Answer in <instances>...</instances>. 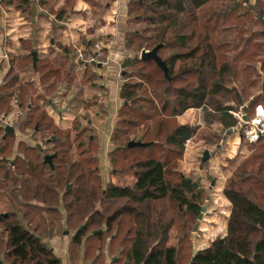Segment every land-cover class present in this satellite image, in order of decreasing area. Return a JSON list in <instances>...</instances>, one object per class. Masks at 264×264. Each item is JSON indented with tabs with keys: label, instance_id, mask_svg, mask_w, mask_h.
I'll return each mask as SVG.
<instances>
[{
	"label": "trees",
	"instance_id": "trees-1",
	"mask_svg": "<svg viewBox=\"0 0 264 264\" xmlns=\"http://www.w3.org/2000/svg\"><path fill=\"white\" fill-rule=\"evenodd\" d=\"M54 1L38 0V5L50 9L62 22L68 14L65 9L55 12L51 8ZM67 1L71 7V0ZM211 2L131 0L129 3V22L142 23L146 28L130 29L126 34L127 50L140 55L161 45L158 55L169 69L167 78L153 60L132 58L122 63L125 82L120 97L125 104L110 139L116 147L110 161L113 175L135 171L136 182L132 186L104 187L98 138L90 113H79L84 105L79 93L70 103L69 109L75 114L70 128H59L47 111L62 86L69 91L70 86L65 83L74 80L69 67L70 58L78 56L77 47L60 45V54L54 59L43 56L36 66L32 53L11 57V68L0 85V114H10L12 102L20 106L25 111L20 130L25 131L34 123L33 135L46 142V149L20 142L17 157L9 160L14 154L15 134L2 131L0 200L7 210L0 212L3 257L0 264H64L46 240L64 234L65 228L75 233L68 264L80 262L84 242L85 261H90L93 250L94 255L97 253L93 264L103 259L105 250L110 258L118 243L123 257L111 264H178L177 249L168 245L176 217L200 215L203 195L176 172L186 141L193 139L201 128L196 124L182 125L178 118L188 110L201 108L208 128L219 124L228 130L239 124L232 115L239 107L235 110L226 106L236 98L230 96L233 89L226 85L236 79L238 59L226 61L225 55L217 51L220 48L211 42L218 25L229 17L231 10L205 12ZM5 3L30 18L31 0H5ZM250 10L254 12L249 14L264 24L263 0H257V6ZM227 30L231 29L224 28L222 32ZM92 45V41L85 43L84 59L88 58ZM94 67L88 65L85 70ZM134 76L140 80L129 81ZM95 78L86 70L82 82L92 83ZM261 100L254 99L247 112L249 118L250 111H255ZM85 106L88 111L89 106ZM96 106L100 109L98 103ZM139 130L137 142L147 146L129 148L131 136ZM208 132L210 136L206 135L204 140L220 137L215 133L219 131ZM48 155H55L52 166L45 163ZM259 159H264V143L252 160L236 170L224 188V195L232 205L227 234L200 251L193 264H264V164L250 170ZM128 161L131 164L127 169L122 168ZM172 174L180 179L173 181ZM68 183L72 184L70 191ZM101 229L102 232L93 235Z\"/></svg>",
	"mask_w": 264,
	"mask_h": 264
},
{
	"label": "rangeland",
	"instance_id": "rangeland-1",
	"mask_svg": "<svg viewBox=\"0 0 264 264\" xmlns=\"http://www.w3.org/2000/svg\"><path fill=\"white\" fill-rule=\"evenodd\" d=\"M244 1L246 0H212L204 11L211 12L215 10V12H218L226 9L229 12L231 10L229 12V17L225 21H221L218 25V31L216 32L215 37H212L211 40L215 47L220 48L217 49V51L220 50V55H225L226 61H231L235 57L238 59L236 65V79H232L233 82L226 85L228 89H233V94L230 96L236 98L234 101L231 100L228 102L226 106L234 107L236 110L237 107H243L253 98L260 97L262 100L260 106L257 105L258 107L255 108V111H253V109L250 111V117H252H248V124L244 125L241 130L228 134L225 141L224 136L226 135L227 130H224L219 124H212L211 127L209 126L208 128L203 120L204 111L201 108H193L186 112L185 115H182L183 117H181V119L185 124H196L200 126L201 130H199L197 135L191 139L189 145L185 144L184 155L178 162L176 172H178L177 174L184 176V178L192 179L193 182L201 185L200 187L209 191L210 199L207 201V196L205 194L202 195L200 205L202 206L207 203V212L199 223V229L197 232H193V229L198 222L199 215L196 217L193 215H187L183 218L176 217V222L168 245L174 246L177 249L178 264L190 263L193 256L194 243L196 244L197 250L200 252L208 248L214 240L219 237H224L227 234L232 205L224 195V188L228 181L233 177L234 173L237 172L236 170L239 167L245 166L248 161L252 160L255 155L259 153L261 145L264 143V134L260 135L257 139V134L260 129H264V24L259 23L253 15L249 14L254 12L250 9L257 6V0H248V2L243 5ZM129 28L142 31L146 26L142 23L139 24L130 21ZM224 28H229L231 30L222 32V29ZM23 49L30 54L31 47L29 44H26ZM242 51L243 54H240ZM78 65L80 66V64H74L73 66L75 67V69H73L76 79L75 82L72 83V81H70V83H65L67 86H71L70 90L66 91L65 86H62L58 93L53 97V102L62 111V114L60 115L61 117H59L51 107L47 108L49 115L55 119L57 126L63 130H66V128L68 129L73 120V116L64 110V108L67 107L66 105L69 100V97H66L65 94L69 93L70 96V93H75L78 90L77 87H79V80L83 76V70L80 69L84 68L81 66L78 67ZM244 67H246V72ZM139 80L140 77L138 76L129 78V81ZM239 95L241 96V102H238ZM257 108L258 114L256 115ZM15 109L17 111V108L14 105L13 111ZM22 113L25 114V111L23 110ZM260 114H262V116ZM232 115L236 117L238 121H241V111L238 109L237 111H232ZM253 123L255 125H253ZM28 127L29 128L25 131L22 129L16 132L14 138V154L8 157L10 158L9 160H15L17 157L19 151L18 144L20 142H24L27 145L42 146V150L46 149V142L41 141V138L39 140L38 137L33 135L34 123ZM215 130L219 132H215ZM140 131L141 130L137 131L131 136L132 141L137 142ZM208 131H213L220 135V137H214L212 141L209 139L204 140L206 135H208V137L210 136ZM247 132L250 133V136L247 135ZM38 140L39 144H37ZM261 140L263 141L262 143H260ZM206 151L209 152V158L207 161H204L203 158ZM137 153L138 156H142L140 151H137ZM129 156L130 158L133 157L132 155ZM108 159L110 160V158ZM129 164H131V161L123 163L122 168L124 167L127 169ZM260 164H264V159H259L256 162L257 166L251 167L250 170L252 168L257 169ZM100 168L103 181L104 183H107L110 170L105 166V161L103 159H101ZM116 177L115 182L112 181L110 184L132 186L136 182L135 171L133 170L119 172ZM170 178L173 179V181H178L180 179L178 175L174 176L173 174ZM213 182H215V186H212ZM69 186L72 188L71 183H69ZM106 186L107 185H104V187ZM6 210L5 205L0 200V212ZM60 210L64 215L65 210L63 205H61ZM1 230L2 229L0 228V234ZM65 231L68 230L65 228L64 232ZM62 236L63 234L58 233L56 237L61 239ZM118 245L119 243L117 246ZM117 246L115 252L110 258L108 257L109 260H106L104 255L103 259L101 258V261L97 264H106V262L107 264H111L114 259L117 261L121 256L123 257V255L119 253V248ZM93 252L94 250L91 253L90 260H94L93 257L97 254L94 255ZM112 256L115 258H112ZM0 257L3 258L2 254Z\"/></svg>",
	"mask_w": 264,
	"mask_h": 264
},
{
	"label": "crops",
	"instance_id": "crops-1",
	"mask_svg": "<svg viewBox=\"0 0 264 264\" xmlns=\"http://www.w3.org/2000/svg\"><path fill=\"white\" fill-rule=\"evenodd\" d=\"M130 1L71 0L72 5L69 7L67 0H55L51 8L55 12L65 9L68 14L67 18L60 22L57 20L56 14L50 12V9L39 7L38 0H31L32 14L30 18L24 17L20 11L14 9V6L6 4L5 0H0V85L11 68V57L29 53L23 49L26 44L31 47L30 53H38V59L43 56H50L51 59H54L61 53L60 45L65 47H85V43L89 41L95 42L97 39H105L108 43L107 64L102 67L86 69L96 76L92 83L90 81L82 82L86 70L80 64L81 67H84L80 69L83 70V76L79 80L77 92L70 93V96H68L69 102L66 105L70 107L72 98H76L77 93H79V98L84 103L79 113L82 115L89 112L92 117L99 145V168L101 159H103L105 166L110 170L107 183L103 181L104 185H108L112 181L115 182L117 178L116 175H113L111 161L108 158H110L111 152L116 149L111 144L110 139L117 128L120 120V111L125 104L120 97V90L125 82L122 63L126 59L135 58V55L126 48V34L130 31L128 16ZM70 60L69 68L74 75L73 69L75 67L73 66L79 63L76 62V58H70ZM80 66L78 65V67ZM75 80L74 75L72 83ZM96 103L99 104L100 109H98ZM12 104L13 106L15 105V103ZM54 105L57 106L55 103ZM85 105L89 106L88 111H86ZM15 106L17 111H23L20 106ZM52 110L61 117L53 108ZM58 110L61 111L59 108ZM100 110L104 113H99ZM66 111L73 116L74 120L75 114L70 109ZM14 112H16V109L12 110L10 114ZM181 117L178 118V121L180 124L185 125ZM20 127H22V123ZM20 127L15 129L14 134L20 130ZM2 130L5 131V129L0 128L1 135ZM63 216L65 222L66 214ZM74 236V233L65 234L64 232L61 237L62 240L57 237L52 240H46V243L57 254L62 256L64 264H68L67 254ZM105 257L106 260H109L107 250H105ZM78 264H93V260L85 261V242L82 246L81 260Z\"/></svg>",
	"mask_w": 264,
	"mask_h": 264
},
{
	"label": "water",
	"instance_id": "water-1",
	"mask_svg": "<svg viewBox=\"0 0 264 264\" xmlns=\"http://www.w3.org/2000/svg\"><path fill=\"white\" fill-rule=\"evenodd\" d=\"M263 22H264V19H263ZM161 48V45H158L157 47H155L152 51H142L140 55H135V58H140L141 60H153L157 63V65L164 71L165 73V76L168 78L169 76V69L167 67V64L166 62H164L158 55V51L159 49ZM32 56H33V59H34V66H36V63H37V60H38V53L36 52H33L32 53ZM99 67H102V65H99ZM254 101V98L251 99L247 104H245L243 107H239L238 110L241 111L242 113V116H241V121H239V124L237 127L235 128H231V129H228L226 131V135L224 136V141L226 139V136L228 134H232L238 130H241L242 127L244 125H247L248 124V121H249V118H248V115H247V112H248V109L249 107L252 105ZM52 108L59 113V115L62 114V111L60 112L56 106L53 104L52 105ZM69 109V105L66 107V109H64L65 111ZM5 132L8 134H14L15 133V129L14 128H11V127H7L5 129ZM142 146H147L146 144L142 143V142H136V141H131L129 144H128V147L129 148H134V147H142ZM39 149L42 150V146H39ZM55 155H48L45 157V163L49 164V165H53V159H54ZM209 158V152L206 151L205 154H204V158L203 160L204 161H207ZM188 183L190 184H193V186L198 189L199 188V184L198 183H195L192 181V179L190 178H187L186 179ZM67 189L68 191H70L72 188L71 186H69V183L67 184ZM209 199V196H207V201ZM207 212V203H205L204 205L201 206V214L199 215V218H198V222L196 224V226L194 227L193 229V232H197L198 229H199V223L200 221L202 220L203 218V215ZM4 217H7L8 215L7 214H4L3 215ZM102 232V229L101 230H98V231H95L93 232V235H96L98 233ZM65 234H69V231H65ZM199 251L197 250V247H196V244L194 243L193 245V256H192V259L190 261L189 264H193L194 262V259L195 257L198 255Z\"/></svg>",
	"mask_w": 264,
	"mask_h": 264
},
{
	"label": "built area",
	"instance_id": "built-area-1",
	"mask_svg": "<svg viewBox=\"0 0 264 264\" xmlns=\"http://www.w3.org/2000/svg\"><path fill=\"white\" fill-rule=\"evenodd\" d=\"M108 43L105 41V39H97L95 42H93V45L91 47V52L88 56V58L84 59V49L85 47H77V62L79 64H82L85 68L88 65H93V66H99V65H106L107 64V54L106 50L108 49ZM81 61H83L81 63ZM258 114V108L256 111V115ZM22 116L21 111H16L11 114H0V128L6 129L7 127H11L14 129H18L21 126L20 119ZM253 125H255L253 123ZM250 133L247 132V135ZM264 134V129H260V131L257 134V139L260 137V135ZM256 139V138H255ZM191 142V139L186 141V145H189Z\"/></svg>",
	"mask_w": 264,
	"mask_h": 264
},
{
	"label": "flooded vegetation",
	"instance_id": "flooded-vegetation-1",
	"mask_svg": "<svg viewBox=\"0 0 264 264\" xmlns=\"http://www.w3.org/2000/svg\"><path fill=\"white\" fill-rule=\"evenodd\" d=\"M200 186H201V185H199V188H198V189L201 191V193H202V194H205L206 196H209V191H206L204 188H202V187H200ZM212 186H215V182L212 183ZM209 199H210V197H209ZM209 199H208V200H209ZM206 200H207V199H206ZM200 214H201V213H200ZM203 216H204V215H203ZM198 218H199V217H198ZM202 219H203V218H202ZM201 221H202V220H201ZM201 221H200V222H201Z\"/></svg>",
	"mask_w": 264,
	"mask_h": 264
}]
</instances>
